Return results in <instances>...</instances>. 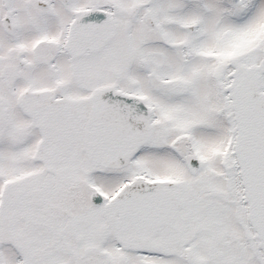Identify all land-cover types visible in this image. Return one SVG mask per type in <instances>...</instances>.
Instances as JSON below:
<instances>
[{"label":"snow or ice","instance_id":"6c2138e0","mask_svg":"<svg viewBox=\"0 0 264 264\" xmlns=\"http://www.w3.org/2000/svg\"><path fill=\"white\" fill-rule=\"evenodd\" d=\"M0 264H264V0H0Z\"/></svg>","mask_w":264,"mask_h":264}]
</instances>
